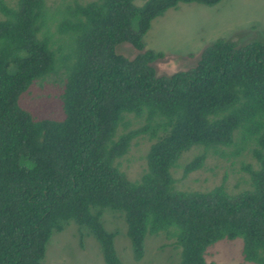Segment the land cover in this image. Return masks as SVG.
I'll return each mask as SVG.
<instances>
[{
	"label": "trees",
	"instance_id": "16d2710c",
	"mask_svg": "<svg viewBox=\"0 0 264 264\" xmlns=\"http://www.w3.org/2000/svg\"><path fill=\"white\" fill-rule=\"evenodd\" d=\"M219 1L64 0L52 9L45 0H0V264H41L50 237L70 222L95 238L106 264H121L107 213L122 216L136 260L147 236L163 234L179 249L177 264H207L210 246L238 238L242 258L264 264V42L220 38L171 73L158 72L164 54L143 42L166 9ZM123 43L132 57L117 51ZM50 73L63 74L61 119L19 104ZM128 115L141 124L118 132ZM141 135L154 141L131 181L120 160ZM232 145L229 155L246 148L255 161L242 163L248 188L175 187L184 152L201 148L183 176L208 151L224 155Z\"/></svg>",
	"mask_w": 264,
	"mask_h": 264
},
{
	"label": "rangeland",
	"instance_id": "374dc122",
	"mask_svg": "<svg viewBox=\"0 0 264 264\" xmlns=\"http://www.w3.org/2000/svg\"><path fill=\"white\" fill-rule=\"evenodd\" d=\"M15 0H4L13 4ZM50 8L64 0H45ZM67 1V0H66ZM86 3L92 0H78ZM145 0H133L142 5ZM53 27L51 28V30ZM224 38L240 44L249 41L264 42V0H220L213 5L198 2H179L166 9L151 21L143 36L145 48L164 54L155 61L160 73H171L184 69L196 61L200 52L215 40ZM117 51L132 57L136 51L130 44H120ZM60 71V70H59ZM62 72V71H61ZM62 73H50L44 79L33 82L19 99V104L36 118L63 117L60 94L63 91ZM141 124L139 119L128 115L119 125L118 132L134 129ZM154 140L147 135L133 139L127 154L120 160V169L133 181L139 179L146 168V152ZM237 143H240L236 139ZM236 148H223L224 155L208 151L203 166L182 175V166L201 148L192 147L184 152L172 170L175 187L185 191H208L223 185L229 193H237L249 187L247 170L243 164L255 166L246 148L240 156L229 155ZM238 149V148H237ZM236 149V150H237ZM105 228L117 231L114 248L121 264H177L179 249L172 239L163 234L147 236L141 259L134 258L126 225L121 215L107 213L103 216ZM84 231V230H83ZM78 231L70 222L62 232L54 233L48 240L41 264H106L99 243L94 237ZM242 241L221 240L210 246L205 254L207 264H255L247 262L241 255Z\"/></svg>",
	"mask_w": 264,
	"mask_h": 264
}]
</instances>
